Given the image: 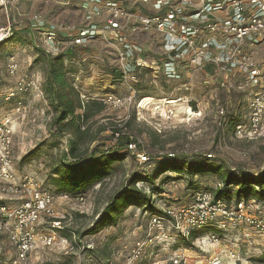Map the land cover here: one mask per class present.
I'll use <instances>...</instances> for the list:
<instances>
[{"label": "rangeland", "instance_id": "obj_1", "mask_svg": "<svg viewBox=\"0 0 264 264\" xmlns=\"http://www.w3.org/2000/svg\"><path fill=\"white\" fill-rule=\"evenodd\" d=\"M86 3L87 0H18L9 10L6 4L0 3V28L5 27L13 15L20 23L10 39L0 41V95L16 82L7 68L11 52L15 53L20 64L19 74L40 79L41 87L46 80L48 57L46 52L38 49L39 46L42 48L43 35L39 30L30 28L32 14L40 11L50 21H70L80 26L89 19L85 11ZM117 45L109 31H102L80 47L71 60L65 59V67L75 65V86L88 97L98 98L107 91L121 95L135 93L131 104L121 107L107 105L96 116L95 127H108L101 133L100 141L105 144L102 149L112 147V151L123 152L128 150L125 146L120 148L116 145L112 126L128 124L126 130L135 137L138 150L147 152L150 161L141 163L136 155L128 151L125 159L109 165V174L102 184L101 181L95 182L78 195H83V200L78 196L57 197V215L53 218H61L71 236L60 235L59 231L61 237L55 243H38L30 252L26 264H125L136 241L144 239L151 214L160 212L158 202L161 194L176 207L191 203L198 191L211 190L215 193L223 186L217 173L192 177L186 169L162 172L157 175L158 189L155 190L162 192L153 197L154 204L150 201L146 207L138 203L126 206L115 222L110 221L88 233L111 194L126 185L132 173L155 174L161 163L169 159V152L176 153L170 158L173 161L182 160L184 156L191 158L192 155L202 159L209 157L212 161L225 163L239 174L244 170L258 175L264 168V123L261 135L248 139L237 138L235 126L230 122L231 118L237 124L247 122L249 101L256 88L244 80L242 73L238 72L234 77L229 75V82L222 85L223 75L217 74L213 68L189 72L184 79H169L156 68L147 67L119 79L111 74L112 67L120 68ZM21 99L25 106L20 111L15 110L17 99L0 105V112L12 115L15 123V171L20 176L30 174L53 190L55 187L49 174L62 163L63 153L68 151L67 138L57 134L52 123L54 112L51 100L43 87L40 92L35 89L27 91ZM223 107H226V122H222ZM36 147V153L23 160L25 153ZM208 152H212L213 156H208ZM97 155L105 156L101 152ZM65 159L70 160V157ZM137 187H144L147 192L151 188L148 181L139 182ZM236 188L233 186L229 190L234 192ZM233 192L230 200L236 199ZM0 198L8 204L21 201L18 195H7L1 190ZM246 200L255 213L264 214V202L254 197ZM49 219L45 218L40 228L48 229ZM77 230L84 235L75 234ZM195 231L193 241L190 234L170 232L166 240L147 246L136 264H174L172 257L177 254L185 264H260L257 259L264 252V234H259L250 226L243 223L236 230L227 232V236L215 224ZM213 234L218 240L213 238ZM13 253L7 235L0 232V263H7Z\"/></svg>", "mask_w": 264, "mask_h": 264}, {"label": "built area", "instance_id": "obj_2", "mask_svg": "<svg viewBox=\"0 0 264 264\" xmlns=\"http://www.w3.org/2000/svg\"><path fill=\"white\" fill-rule=\"evenodd\" d=\"M18 0H0L12 9ZM128 6L126 0H87L88 22L76 26L70 21H50L45 13L34 12L30 28L42 36V48L50 54L61 52L72 45L84 46L100 32L109 31L118 44L122 77L134 75L141 66L156 68L167 78L184 79L188 73L205 70L208 66L225 76L221 85L229 82V75L243 73L244 80L255 88L249 101L246 123L235 127L237 138L255 139L262 133L264 120V65L249 50L248 42L264 36V0H136ZM20 25L10 16L0 28V41L13 36ZM38 47V46H37ZM7 68L16 79L15 84L0 95V105L17 99L16 111L24 108L21 96L35 89L41 91V80L19 74L20 64L14 52L9 53ZM188 87L187 83H184ZM133 89L132 86H130ZM84 99L87 94L82 93ZM108 105L121 107L135 100V93L118 94L107 91L98 97ZM225 112L223 107L221 115ZM15 123L12 115L0 112V190L15 194L17 203H0V232L5 233L14 253L5 264H26L38 243L53 244L63 227L56 217L57 197L71 198L68 193H55L30 175L16 173L13 162ZM129 149L140 162L150 161L138 142L130 141ZM169 156L174 152H169ZM208 156H213L208 152ZM83 200L84 196H78ZM162 194L160 212L151 214L144 239L137 240L125 264H136L147 246L160 243L172 231L189 235L193 230L215 224L223 235L236 230L243 223L264 234V214L253 211L246 199L217 198L211 190L198 191L191 203L172 206ZM45 218L48 229L40 226ZM172 230V231H171ZM247 235V234H246ZM213 238L218 237L213 234ZM65 240L66 238L63 237ZM234 255V254H233ZM174 264H185L180 254L172 257ZM2 264V263H0ZM4 264V263H3Z\"/></svg>", "mask_w": 264, "mask_h": 264}, {"label": "trees", "instance_id": "obj_3", "mask_svg": "<svg viewBox=\"0 0 264 264\" xmlns=\"http://www.w3.org/2000/svg\"><path fill=\"white\" fill-rule=\"evenodd\" d=\"M80 47L82 46L72 45L67 50L58 52L55 55L47 53L40 46L38 47V49L47 53L49 62L45 76L46 80L42 87L51 100L54 112L52 123L55 124L57 134L66 136L68 144V151H64L62 163L52 169L49 178L51 184L55 187L53 189L55 193L65 192L72 197L82 194L85 189L92 187L95 182L101 181L102 184V180L109 174V165L115 161L125 159L128 154L126 152L129 151L135 156L132 150L129 149V142L136 141L135 137L126 130L125 126L128 124L124 126L123 124H115L112 126V133L115 134L118 143L116 145L120 148L125 146L128 151H112V147L102 149V145L105 144L100 141L101 133L106 131L108 127L104 125L95 127L98 121L96 116L101 114L108 104L91 96L88 99H84L82 91L75 86V65L71 68L65 67L64 60H71ZM143 69H147V67L141 66L139 68V70ZM111 74L113 77L122 79V71L118 67H112ZM226 115L225 107V112L221 115L222 122H226ZM233 120L231 118L230 122L236 127L239 123H234ZM37 149L36 147L25 153L23 160L32 157ZM98 152L105 156L98 157ZM174 156H176L175 152L172 156L168 154L169 159L163 161L157 172L151 176L132 173L126 185L111 194L106 206L102 209L103 211L88 233L100 229L106 223H110V221L115 222L126 206L138 203L146 207L150 204V201L154 204L155 200L153 197L157 193L160 194L162 192L155 191L158 189L156 188L157 175L168 170L183 171V169H186L187 173L192 177L196 174L217 173L223 184L221 188L216 189L215 195L217 198L232 199L231 194L233 191L229 189L236 186L237 188L234 190L236 194L235 200L254 197L258 201L264 202V168L258 175L252 172H245L244 170L239 174L230 169L225 163L212 161L209 157L202 159L199 156L192 155L191 158L184 156L182 160L173 161L170 158ZM66 157H70V160H66ZM142 181L149 182L151 188L148 189V192L144 187H137V184ZM226 190L230 192L224 194ZM142 201L143 203H141ZM0 203H5V201L0 198ZM154 213L156 212L152 214ZM66 230L67 228L63 226L60 230V235L70 237L71 234ZM77 233L84 235V232L79 230L75 232V234ZM195 235L196 231L193 230L190 233V240L193 241ZM257 260L260 264H264V252Z\"/></svg>", "mask_w": 264, "mask_h": 264}, {"label": "crops", "instance_id": "obj_4", "mask_svg": "<svg viewBox=\"0 0 264 264\" xmlns=\"http://www.w3.org/2000/svg\"><path fill=\"white\" fill-rule=\"evenodd\" d=\"M126 3L128 4V6H134L136 4H138V2L136 0H126ZM249 50H251L254 53V56L257 57V59L259 60L260 63H262L264 65V36H260L258 37L254 42H248L247 44ZM208 68H213V67H209ZM215 69V68H213ZM217 70V69H215ZM217 72V71H216ZM217 74H219L217 72ZM238 73L232 74L231 76H235ZM221 75V74H219ZM222 78L225 76L224 74H222ZM242 75L244 76V74L242 73Z\"/></svg>", "mask_w": 264, "mask_h": 264}]
</instances>
